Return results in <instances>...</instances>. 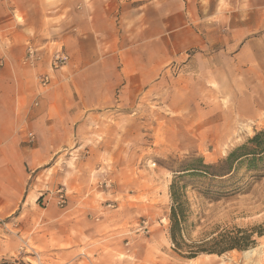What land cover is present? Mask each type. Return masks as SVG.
I'll use <instances>...</instances> for the list:
<instances>
[{"label": "crops", "instance_id": "1", "mask_svg": "<svg viewBox=\"0 0 264 264\" xmlns=\"http://www.w3.org/2000/svg\"><path fill=\"white\" fill-rule=\"evenodd\" d=\"M192 5V0H36L31 10L19 7L24 20L17 22L16 8L0 0L5 20L0 32L6 33L0 37V220L5 221L0 264H21L22 241L40 250L47 264H95L91 249L100 238H92L91 215L79 207L87 194L71 195L65 208L46 200L48 190L61 184H91L99 163L76 145L86 111L117 106L145 87L152 90L171 65L204 62L214 66L216 83L192 89L205 92L203 102L236 107L240 114L264 108V88L258 86L264 83L259 78L264 77V33H240L232 51L206 57L209 43L194 23ZM28 43L38 48L33 64L22 60ZM235 44L227 42L231 48ZM58 49L69 62L52 69ZM41 73L51 77L45 89L37 83ZM200 100L195 107L204 105ZM76 155L83 157L81 172L61 173L59 161L67 164Z\"/></svg>", "mask_w": 264, "mask_h": 264}, {"label": "rangeland", "instance_id": "2", "mask_svg": "<svg viewBox=\"0 0 264 264\" xmlns=\"http://www.w3.org/2000/svg\"><path fill=\"white\" fill-rule=\"evenodd\" d=\"M8 1L16 8L12 19L17 22L24 20L19 7L31 10L36 4V0ZM192 4L194 23L209 43L206 57L211 52L232 51L242 35L264 33L259 31L264 24V0H192ZM4 21L0 18V24ZM4 34L0 32V37ZM227 42L235 45L231 48ZM213 68L206 62L187 68L171 65L152 90L145 87L117 106L86 111L87 122L76 145L81 155L84 151L99 163L92 170L91 184L81 182L71 189L61 184L48 190L46 200L65 208L71 195L87 194L85 206L79 207L91 215L92 238H100L91 249L95 264H264V161L256 167L235 164L233 172L221 178H185L183 249L209 247L211 238L219 234L243 248L187 257L175 250L170 238L169 187L174 174L194 158L214 164L264 130V108L240 114L236 107H210L202 101L205 92L197 95L192 90L197 84L212 87L216 83ZM259 78L264 81L263 76ZM258 86L264 88V83ZM198 97L201 107H195ZM81 160L79 155L67 164L60 160L61 173L66 168L81 172ZM59 193L66 197L62 207L57 203ZM251 248L254 253L245 257L243 251ZM17 257L23 258L21 264L48 261L26 241L21 242Z\"/></svg>", "mask_w": 264, "mask_h": 264}, {"label": "trees", "instance_id": "3", "mask_svg": "<svg viewBox=\"0 0 264 264\" xmlns=\"http://www.w3.org/2000/svg\"><path fill=\"white\" fill-rule=\"evenodd\" d=\"M260 161H264V130L257 131L245 144L231 150L224 159L214 164L205 163L202 158H194L174 174L169 187L172 200L169 214V234L177 252L183 253L187 257H194L199 252L220 254L229 249L244 247L236 245L231 239H224V236L219 234V236L211 238L209 242L212 244L209 247L199 245L197 249L189 247L190 249L184 250L182 233L186 218L184 202L181 198L186 187L185 178H221L230 175L235 164L245 163L248 167H256Z\"/></svg>", "mask_w": 264, "mask_h": 264}, {"label": "built area", "instance_id": "4", "mask_svg": "<svg viewBox=\"0 0 264 264\" xmlns=\"http://www.w3.org/2000/svg\"><path fill=\"white\" fill-rule=\"evenodd\" d=\"M39 59V53L38 48L32 45L31 43H28L25 50V55L23 57V62L26 64H33L35 61ZM68 54L64 52L63 49H58L56 52L53 53L51 58V68L56 69L61 66H65L68 62ZM50 76L46 73H41L38 76V82L39 85L42 88H46L50 82ZM66 202V197L63 193H59L57 203L62 207L64 206V203ZM38 257V255L36 254ZM39 258V257H38Z\"/></svg>", "mask_w": 264, "mask_h": 264}, {"label": "bare ground", "instance_id": "5", "mask_svg": "<svg viewBox=\"0 0 264 264\" xmlns=\"http://www.w3.org/2000/svg\"><path fill=\"white\" fill-rule=\"evenodd\" d=\"M254 251H255L254 248H251L249 250L243 251V255L245 257H249V256H251L254 253Z\"/></svg>", "mask_w": 264, "mask_h": 264}]
</instances>
